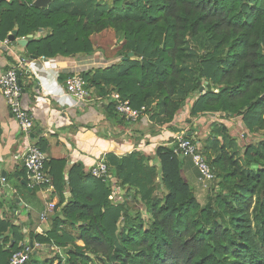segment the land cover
I'll list each match as a JSON object with an SVG mask.
<instances>
[{"label": "trees", "instance_id": "1", "mask_svg": "<svg viewBox=\"0 0 264 264\" xmlns=\"http://www.w3.org/2000/svg\"><path fill=\"white\" fill-rule=\"evenodd\" d=\"M35 1H0V40L51 29L39 41L29 39V55L75 57L94 54L91 36L113 29L123 35L122 61L83 72L88 90L113 86L164 123L197 97L192 118L223 114L241 118L250 134L264 131V0H53L46 9ZM201 47L206 51L198 54ZM110 108L117 114L114 103ZM233 138L218 125L203 144L216 174L205 206L171 148H158L159 169L140 153L106 156L126 191L122 202L80 166L66 180L65 163L52 162L61 200L51 229L29 240L64 249L65 261L56 254L41 262L36 253L28 264H264V140L245 147L242 164L231 151ZM134 198L152 217L149 229ZM21 226L0 217V264L22 250Z\"/></svg>", "mask_w": 264, "mask_h": 264}, {"label": "crops", "instance_id": "2", "mask_svg": "<svg viewBox=\"0 0 264 264\" xmlns=\"http://www.w3.org/2000/svg\"><path fill=\"white\" fill-rule=\"evenodd\" d=\"M51 32V29H41L31 39L39 41ZM112 35L119 36L113 29L91 36L94 54H78L75 57H33L29 55L27 46L23 47L18 43L26 38L17 39L10 50L0 48V75L15 67L18 59H29L31 69H23L20 77L24 93L23 104L34 118L32 139L39 143L46 155L53 180L52 162L65 163L63 173L66 180L74 166H80L85 173H89L108 154L121 159L140 153L148 158L146 165L159 169L156 150L160 147L169 148L176 131L185 129L188 134H193L194 140L202 141L203 144L218 125L226 126L234 134L236 118L227 119L223 114H204L192 118L191 107L197 97L183 107L172 123H164L157 111L155 114L149 111L136 124H130L115 111L112 112V96L116 93L111 91L113 86H104L105 92L92 87L89 90L90 101L82 107H74L70 100L57 97L65 92V83L70 76L121 63L119 51L114 50L112 54V44L101 41L105 36ZM27 146V139L22 136L18 123L0 92V217L3 220L8 218L16 226L22 225L26 241L31 233L48 232L53 218L50 217L47 222L41 221L40 215L46 208V200L38 189L32 190L24 185L27 174L22 165V156ZM180 159L184 164L183 177L198 193V171L191 160ZM61 167L60 164L55 166L57 175ZM110 173L111 182L115 185L111 187L114 189V197L117 202H122L126 191L119 186L115 169ZM2 178L6 179L5 183L1 181ZM64 194L68 201L71 193L65 190ZM60 200L59 192L57 196L50 198V202L57 204ZM41 254L37 252L38 257Z\"/></svg>", "mask_w": 264, "mask_h": 264}, {"label": "built area", "instance_id": "3", "mask_svg": "<svg viewBox=\"0 0 264 264\" xmlns=\"http://www.w3.org/2000/svg\"><path fill=\"white\" fill-rule=\"evenodd\" d=\"M15 42L6 38L0 40V48L10 50ZM23 69H31L29 59H18L17 65L0 75V92L2 93L7 105L18 123L19 130L24 138L27 139L28 146L22 156V165L27 174V187L29 189H38L46 200V208L40 215L41 221L47 222L56 211L55 202H50V198L57 196L54 180L47 167V158L42 151L39 143L32 139L34 129V118L23 104V87L18 75V71ZM65 92L57 97L70 100L74 107H82L90 101V91L87 89V82L82 74L70 76L66 81ZM113 103L117 114L130 124L140 122L148 114V109L143 106L140 109L132 107L127 99H123L120 93L116 92L112 96ZM173 150V154L180 158L190 159L194 168L198 171V186L206 191L211 190L216 174L210 163L208 162L203 145L193 138L188 137V132L184 130L176 131L173 139L168 146ZM107 156V155H106ZM106 156L102 158L89 173L103 183H107L114 187L111 182L110 168L107 163ZM3 183L6 182L2 178ZM114 190V189H113ZM117 190V189H116ZM46 247L39 242L27 240L23 244L22 250L12 256L10 264H28L33 254H36Z\"/></svg>", "mask_w": 264, "mask_h": 264}, {"label": "rangeland", "instance_id": "4", "mask_svg": "<svg viewBox=\"0 0 264 264\" xmlns=\"http://www.w3.org/2000/svg\"><path fill=\"white\" fill-rule=\"evenodd\" d=\"M122 36H123L122 34H120L119 36H117V35L105 36V38H103L101 41L107 42L109 45L112 44L111 45V47L113 48L112 54H114V50H115V52L119 51L118 54H119V56H121L120 55L122 53L121 50H122L123 45H124V41H123ZM201 48L202 49H197L198 54L204 53L206 51L205 49H203V47H201ZM117 57H118V55H117ZM189 74L191 75V72ZM236 119L237 120L235 121V125L233 126V132H234L233 142H232V145L231 146L229 145V146L233 147V149L231 148V151L237 150L236 153H234L233 155L237 159H239L242 164H244V152L246 149L245 147L248 145L256 146L258 142H260L261 140H264V131L257 132L254 134H250L247 131V129L245 128V126L242 124L241 118H236ZM197 142H198V140H197ZM199 142L201 145H203L202 141H199ZM157 151L158 150H156V153H157ZM212 193H213L212 189L204 191V190L199 188V191H198V193H196V196H197L198 201L201 203V205L205 206L208 202L209 196ZM130 203L132 205H134L137 209L140 210L141 218L144 222V226H145V228L149 229L151 227V224H152V217H151L150 213L147 211L145 204L141 200L135 199V198L133 200L131 199ZM118 227H119L120 232L124 228V222H123L122 218H121L120 222L118 223ZM21 229H23V228H21ZM73 233L75 236L79 235V233H77L76 231H74ZM51 248H54V249H51ZM56 248L57 247H47L45 249H42L40 251L42 254L38 257L39 260L41 262H43L47 258H54L56 256V254H59L60 257L63 258V261H65L64 249H56Z\"/></svg>", "mask_w": 264, "mask_h": 264}, {"label": "water", "instance_id": "5", "mask_svg": "<svg viewBox=\"0 0 264 264\" xmlns=\"http://www.w3.org/2000/svg\"><path fill=\"white\" fill-rule=\"evenodd\" d=\"M52 1H53V0H36L35 3H34V6H35L36 8H38V9H46V8L49 7V5L52 3ZM16 36H17V31L12 32V33L10 34V36H9V40L12 41V42H16ZM32 37H33V36L30 35V36H29L28 38H26V39L19 40L18 43H19L21 46L25 47V46H27V44H28V40L31 39ZM133 55H134L133 53H130V54H129V57H133ZM32 58H33V57H32ZM18 75H19V77H21V71H18ZM202 91H203V89H202ZM192 135H193L192 133H189V134H188L189 137H192ZM24 185L27 186V182H24Z\"/></svg>", "mask_w": 264, "mask_h": 264}]
</instances>
